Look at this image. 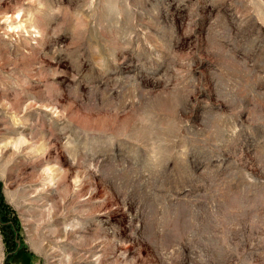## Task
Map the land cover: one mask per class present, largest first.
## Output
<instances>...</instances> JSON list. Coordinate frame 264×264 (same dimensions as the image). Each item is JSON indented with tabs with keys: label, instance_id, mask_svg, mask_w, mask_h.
Instances as JSON below:
<instances>
[{
	"label": "rangeland",
	"instance_id": "rangeland-1",
	"mask_svg": "<svg viewBox=\"0 0 264 264\" xmlns=\"http://www.w3.org/2000/svg\"><path fill=\"white\" fill-rule=\"evenodd\" d=\"M0 264H264V0H0Z\"/></svg>",
	"mask_w": 264,
	"mask_h": 264
},
{
	"label": "bare ground",
	"instance_id": "bare-ground-1",
	"mask_svg": "<svg viewBox=\"0 0 264 264\" xmlns=\"http://www.w3.org/2000/svg\"><path fill=\"white\" fill-rule=\"evenodd\" d=\"M16 19L19 20L20 23H25V21H26L25 18L23 17V15L19 13L17 16H12V15H11V16H7V17H6V22L12 23V22L15 21ZM12 25H13V24H12ZM22 26H23V25H22ZM27 27H28V26H27ZM27 27H26V28H27ZM36 31H37V30H36ZM34 33H35V32H34ZM38 33H39V32H38ZM51 180H52V179L50 178L49 181L52 182Z\"/></svg>",
	"mask_w": 264,
	"mask_h": 264
}]
</instances>
